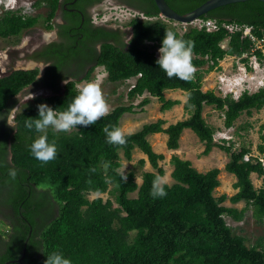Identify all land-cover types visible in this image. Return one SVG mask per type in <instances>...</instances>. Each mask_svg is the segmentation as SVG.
Returning a JSON list of instances; mask_svg holds the SVG:
<instances>
[{"label":"trees","instance_id":"16d2710c","mask_svg":"<svg viewBox=\"0 0 264 264\" xmlns=\"http://www.w3.org/2000/svg\"><path fill=\"white\" fill-rule=\"evenodd\" d=\"M100 1L86 0V5ZM123 1L140 4L136 5L137 11L148 18L159 15L153 0ZM206 1L165 0L180 15ZM60 4L61 0H38L33 7H46L43 18L21 14L23 7L3 9L0 38H17L40 20L51 30ZM99 13H103L101 9ZM202 17L216 19L220 24L251 25L257 33V28H264V3L230 4ZM127 25L131 34L126 35L131 38L126 44L109 42L119 34L103 28L90 30L79 41L75 37L65 41L68 32L64 31L60 34L64 43L53 42L33 54L36 60L52 63L45 68L43 78L38 77L39 68L14 70L0 77V198L5 190L7 192L0 200V212L7 209L13 217L12 227L0 232V264H44L46 255L53 250L70 258L72 264H264V234L249 244L247 238L236 234L225 221V217H229L241 222L251 211L255 222L264 227V181L256 189L250 179L251 174L259 178L263 175L258 160L264 158V123L259 126V142L256 152L252 153L250 144L243 145V141L239 148L230 139L216 143L214 135L218 129L203 117L204 108L211 107L219 112L223 127L229 130L241 115L264 109V89L252 95L244 93L238 100L202 90L204 76L219 69L225 57L239 56L249 50V41L240 34L228 35L222 28L211 34L192 30L180 36L160 20L133 19ZM164 29L174 31L177 38L194 41L192 63L196 72L192 81L169 79L155 63L158 59L155 52L162 46ZM227 35V46L222 49ZM97 41L101 42L99 52L91 46ZM88 57L102 68L105 75L102 85L112 86L110 97L117 95V89L129 81L134 80V84L128 87L126 95H117L120 103L96 124L77 126L67 133H55L49 128L48 141L55 140L58 155L42 166L30 154V145L40 134L26 129L24 121L38 118V104H47L57 111L66 110L77 95V85L96 77L90 71L82 80H70L63 86L59 83L71 75H66L65 71L73 60L83 61ZM28 87L31 92L45 89L51 96L35 97L24 103L13 118L14 126L8 127L7 115L15 106L16 97ZM173 90L185 94L182 108L187 118L166 128L162 119L142 125L138 131L125 134L127 144L122 147L106 142L103 127L113 125L121 129L122 117L135 114L136 110L144 111L150 98L160 103L161 113L179 105L178 100L164 98L165 91ZM139 98V103L135 104ZM246 128L249 124L236 128L235 135L242 138L239 132ZM187 129L204 145L201 156L209 155L214 148L227 155L223 171L236 178L232 185L236 193L232 197L214 196L220 187L219 168L201 173L190 161L176 154L169 160L173 184H164L167 195L156 199L150 196L154 178L165 175L159 165L165 157L153 151L148 137L165 134L167 150L176 151ZM134 150L146 156V160H138V165L142 168L147 162L152 169L142 172L140 185L136 183L134 172L128 173L126 180L120 172V153L131 161ZM247 155L249 159L245 160ZM13 168L17 170L15 180L8 175ZM103 194L109 197L88 199L91 195ZM132 194L136 196L131 197ZM226 201L231 205L242 202L244 206L237 209L223 205Z\"/></svg>","mask_w":264,"mask_h":264},{"label":"rangeland","instance_id":"374dc122","mask_svg":"<svg viewBox=\"0 0 264 264\" xmlns=\"http://www.w3.org/2000/svg\"><path fill=\"white\" fill-rule=\"evenodd\" d=\"M5 5L7 8H20L23 7L24 9L21 10V14L29 16V17H37L41 16L42 18L45 17L47 9L46 7H40L38 9H35L33 5L38 1V0H4ZM106 3V2H104ZM115 7L118 8V4L116 3H111ZM109 4H103V6H100L98 8H101L102 12H111L109 7H107ZM111 6V7H114ZM132 11L137 12L135 9L131 8ZM97 12V9L94 10V13ZM4 12H0V16H2ZM92 14L95 16V14ZM113 14V13H112ZM109 18V16H106V18ZM41 21V20H40ZM38 22L36 26H34L31 29H28L24 32H22L21 36L17 38H8V39H1L0 38V71L1 72H6L7 69L4 68V65L8 64V61L11 60L13 61L14 66L12 69L14 70H29L33 69L36 66V62L31 58L34 53L38 51L37 48V43L38 40H43V41H49V39L53 38V31L48 30L45 28L46 25L43 24V22ZM94 21V18H93ZM117 24H120L121 26H126L127 23L125 21L123 22H118ZM229 61L225 60L221 65L223 68L228 71V66H229ZM31 65V66H29ZM42 65V66H41ZM39 66V67H38ZM39 70L41 73H39V77L42 76L43 74V69L44 65L38 64ZM35 67V68H36ZM216 73V72H215ZM95 75V80L97 84L102 89L103 95L105 100L107 101L109 105V111L114 108L115 105H118L120 103L119 101V96L121 95L124 96L126 95V91L129 86L134 84V80L129 81L125 86L117 89V95L115 94L114 96L110 97V91L112 90L111 85H102L105 82V75L102 73L101 69H97L94 73ZM214 72L209 73L204 76L202 83H203V90L207 91L210 90L211 87L214 86L215 82V76ZM84 82H81L80 84H83ZM79 84V85H80ZM31 87L26 88L23 90L17 97H16V104L12 108V110L8 113L6 117V125H9L10 127L14 126L13 118L16 113H18L21 110V106L32 100L35 97L43 98L45 99L48 96H51V92L46 91L45 89H36V91L31 92ZM184 96L183 93H176V94H167L165 97L170 98V99H177V100H182ZM124 103H127L126 99L123 98L122 100ZM140 99H138L135 104H138ZM151 101V106L146 107V112L145 109L144 111L140 112L136 110L135 114H125L122 119H121V130L126 133H133L138 131L142 125L149 124L151 122H155L157 119L162 118L163 115L160 114L158 108H159V103L154 100L150 99ZM167 123L169 122L172 123V121H176L179 119H183L187 117V114L182 110L181 105L174 107L167 113ZM203 117L208 123H211L212 126L218 129V133H215V140L217 138L223 137L225 139H230L233 140L236 144V147L241 146V142L243 145H248L250 144V149L252 153L256 152V145L259 142L258 139V129L261 124L264 123V109L260 111H255L252 110L250 115L243 114L238 118L236 121L235 125L233 128L226 130L223 127V119L220 116V114L214 110L211 107H205L203 110ZM171 121V122H170ZM249 123V128H246L245 131H242L239 134L242 136V138H239V136L235 135L236 128H239L241 126L248 125ZM165 127V126H164ZM2 134L1 127H0V136ZM185 138L183 141V144L186 142L189 143V147L187 150L184 148L183 151H179L180 155L182 156V159H188L190 160L195 168L199 172H206L210 169L213 168H219L221 170V173L218 176L219 182H220V187H218L215 192L214 196L219 197L223 194H225L227 197H232L236 191L233 189L232 185L236 181V178L225 171H223L224 166L228 162V157L225 153L220 151L219 149L214 148L209 155L207 156H201V152L203 150V145H200L201 143L199 142L198 138L196 135L191 131V130H186L184 131ZM161 136H165L164 134H160ZM159 136H149L148 141L153 149L154 152L157 154H164L165 159L164 161L160 162L159 165L163 167L165 170V175L163 178L166 181V185H171L173 184V180L171 178V172H172V166L169 164V158L170 154L165 146V142L162 141V137ZM189 136L193 137V140L189 138ZM245 139V140H244ZM191 141L198 142L197 145L191 144ZM222 142V141H219ZM218 143V142H217ZM167 150V151H166ZM120 158H121V168L120 172L126 176L130 172H134L136 175V183L138 185L141 184V174L143 171H151L152 169L150 168V165L146 162L144 167H140L138 165V160L144 159L146 160V156H144L139 150H134L132 154V160L127 161L123 157L122 153H120ZM250 179L253 183V186L256 189L260 188L261 185V179L256 175V174H251ZM112 186L110 185L109 189H111ZM6 190L3 193V196L0 198H5L7 196ZM131 197H135V194L130 195ZM96 197H101L104 200L107 199L109 196L107 194L103 195H91L88 197L89 200H92ZM223 205L229 206V207H234L237 209H241L244 206V203L239 202L235 205H231L229 201H226ZM2 213V214H1ZM225 221L229 227H231L234 232L238 235L244 236L247 238L249 244H253L259 237H261L264 234V227L260 226L255 222V219L252 217L251 211H248L241 222H234L231 218L225 217ZM12 222H13V217L11 215V212L8 211L7 209H3L2 212H0V232L3 233L5 232V229H9L12 227ZM7 232V231H6Z\"/></svg>","mask_w":264,"mask_h":264},{"label":"clouds","instance_id":"9594fccd","mask_svg":"<svg viewBox=\"0 0 264 264\" xmlns=\"http://www.w3.org/2000/svg\"><path fill=\"white\" fill-rule=\"evenodd\" d=\"M111 6L114 5L109 4L107 7ZM118 8L124 9L126 7L118 6ZM3 9L14 8H7L5 1L0 0V12ZM100 9L101 8H97V12H99ZM137 12L141 13L140 11ZM125 23L128 24V22ZM194 47V41L177 38L174 31L171 29H164L162 46L158 49L159 56L155 63L169 79L175 77L181 81L190 82L194 79L196 72V67L192 63ZM97 69H101L102 71L100 67ZM83 82V84L77 85V95L72 99L66 110L57 111L47 104H38V118H28L24 121V127L26 129L30 131L35 130V132L40 134L30 145V154L38 160L42 166L54 161L58 155L55 140L51 143L48 141L47 131L49 128L55 133H67L74 128L77 129V126L87 127L89 125H94L109 114V105L104 98L99 84L94 81ZM64 83L67 84V81H64ZM7 126L10 127L9 125ZM102 131L105 133L106 142L108 144L121 147L127 144L126 136L119 127L105 125ZM90 171H95V169H90ZM8 175L11 179L15 180L17 177V170L14 168L9 169ZM122 179L126 180L127 177L123 175ZM260 179L264 181L262 177ZM165 183V179L161 176H156L154 178L149 193L153 199L163 198L167 195L164 188ZM46 256L47 259L44 264H72L71 259L65 258L63 253L58 250H53Z\"/></svg>","mask_w":264,"mask_h":264},{"label":"built area","instance_id":"2783aa9c","mask_svg":"<svg viewBox=\"0 0 264 264\" xmlns=\"http://www.w3.org/2000/svg\"><path fill=\"white\" fill-rule=\"evenodd\" d=\"M111 12L95 13L94 22L101 23L106 21L114 22H129L133 19L137 20H160L166 25L172 27L180 36L187 34L192 30L204 31L206 33H215L221 28L224 29L228 35L240 34L243 39H247L250 43V49L242 52L239 56H227L219 63V69H215L214 86L210 90L221 97H230L232 100H238L242 94H255L261 89H264V28H256L251 25L237 24V23H222L220 24L216 19L199 17L190 22H178L164 17L159 14L155 18H148L144 14L132 11L128 8L109 7ZM113 13V14H112ZM106 16H109V18ZM222 42L221 48L225 49L229 36ZM152 44V43H151ZM158 58V49L155 52ZM228 60V71L222 67V63ZM211 72V73H212ZM216 72V73H215ZM223 137L217 138L215 142L223 140ZM249 156H245L248 160ZM259 163L263 170L262 179L264 180V158L259 157Z\"/></svg>","mask_w":264,"mask_h":264},{"label":"flooded vegetation","instance_id":"af4514ba","mask_svg":"<svg viewBox=\"0 0 264 264\" xmlns=\"http://www.w3.org/2000/svg\"><path fill=\"white\" fill-rule=\"evenodd\" d=\"M107 3L108 4L116 3L122 7L133 8L135 10H138L136 8V5H140L136 3L135 1L129 3L123 0H102L99 3L94 4V5H86V0H81V1L80 0H61L60 7L56 11L55 17L52 20L51 30L53 31V38L49 39V41L38 40V43H37L38 51L37 52L42 51L43 48L49 46L53 42H63L64 40L60 36V34L64 31L68 32V35L65 41L70 40L73 37H75L76 41H79L84 36H86L85 33L95 28H103L108 32H117L119 34V37L117 38L119 39L111 38L109 42L115 44L118 42L120 43V41H122L124 44H126L131 38L130 35H126L127 32L131 34V28L128 25L121 26L120 24H117L116 22L112 20L110 21L108 20L106 22H101V23H96L92 19V14L94 13V10L100 6H103V4H107ZM90 36L92 37V35ZM91 46L94 47L97 52H99L101 48V42L97 41L95 43H92ZM31 58L36 62V66H38V64H41V63L44 65L42 76L40 77L38 76L40 79L43 78L45 75V68H47L52 63L50 62L46 64L41 60L34 59L33 56ZM13 66H14L13 61L9 60L8 64L4 65V68L7 69V71L6 72L0 71V77L6 76L10 72L14 71V69H12ZM98 67L99 66H96V62L92 61L89 57L88 59H85L83 61L80 58L75 59L71 63L70 67L69 68L67 67V70L65 71L66 75L71 74L70 76L65 78V80L66 81L82 80L90 71H92V73L94 74L95 73L94 71H96ZM59 84L63 86L65 83L64 81H61Z\"/></svg>","mask_w":264,"mask_h":264},{"label":"water","instance_id":"95a60500","mask_svg":"<svg viewBox=\"0 0 264 264\" xmlns=\"http://www.w3.org/2000/svg\"><path fill=\"white\" fill-rule=\"evenodd\" d=\"M156 7L159 10V13L162 14L164 17L178 21V22H190L193 21L196 18L206 16L210 11L217 9L219 7L227 6L230 4H235V3H244L247 1H258L261 3H264V0H207L204 2L202 5L194 9L193 11L180 15L176 13L174 10H172L165 0H153ZM31 66V65H29ZM13 262V261H11ZM9 263V262H7ZM5 263V264H7Z\"/></svg>","mask_w":264,"mask_h":264},{"label":"crops","instance_id":"0c3cea01","mask_svg":"<svg viewBox=\"0 0 264 264\" xmlns=\"http://www.w3.org/2000/svg\"><path fill=\"white\" fill-rule=\"evenodd\" d=\"M202 90H203V87H202ZM204 91V90H203ZM206 91V90H205ZM171 93H173V94H176V93H183L182 91H179V90H173V91H165L164 92V98L165 99H167V100H177V99H170V98H166L165 96L167 95V94H171ZM183 95L184 96H181V97H183L182 98V100L180 101V100H178L179 101V105H176V106H174V107H177V106H180L181 105V107L183 106V103L185 102V100H186V97H185V94L183 93ZM150 99H154V98H150ZM154 100H156V99H154ZM157 101V100H156ZM158 102V101H157ZM159 103V102H158ZM151 101H150V103H149V105L148 106H146L147 108L148 107H150L151 105ZM146 107L144 108L145 109V112H146ZM159 107H160V103H159ZM173 107V108H174ZM172 108V109H173ZM158 110H159V108H158ZM171 110V109H170ZM169 110V111H170ZM182 110H183V108H182ZM160 112V111H159ZM168 111H166V112H164V113H161L160 112V114H162L163 115V117L162 118H159V119H162V120H164L165 121V127L164 128H166V127H168L169 125H171V124H174V123H176L177 121H180V120H182V119H179V120H176V121H172V123H170L169 124V122L167 123V113ZM219 113V112H218ZM242 116V115H241ZM185 118H187V117H185ZM185 118H183V119H185ZM158 120V119H157ZM238 120V119H237ZM171 122V121H170ZM207 122V121H206ZM208 123V122H207ZM236 123V122H235ZM208 124H210V125H212L211 123H208ZM249 124V123H248ZM187 130H189V129H187ZM184 131H186V130H184ZM184 131H183V133H184ZM182 133V135H181V137H180V139H179V148H178V150H176V151H169L168 150V152L169 153H171L170 154V157H171V155H178L181 159H182V156L180 155V152L181 151H183L184 152V148L185 149H187V150H190V149H188V147H189V143L188 142H186L185 144H183V141H184V138H185V134H183ZM127 134V133H126ZM165 135V134H164ZM155 136H157V137H159V136H161L160 134H156ZM162 138V141L163 142H165V140H167V136L165 137V136H161ZM197 137V136H196ZM189 138L191 139V140H193V137L192 136H189ZM200 142V141H199ZM197 143L198 142H195V141H191V144H193V145H197ZM200 145H203L202 143L200 144ZM165 146H166V142H165ZM203 147H204V145H203ZM204 149V148H203ZM167 151V150H166ZM180 151V152H179ZM203 151V150H202ZM202 153V152H201ZM162 154V153H161ZM210 154V153H209ZM164 155V154H163ZM165 157V156H164ZM169 160H170V158H169ZM183 160H188V159H183ZM188 161H190V160H188ZM191 162V161H190ZM192 163V162H191ZM192 166L195 168V166L193 165V163H192ZM196 169V168H195ZM197 170V169H196ZM202 173V172H201Z\"/></svg>","mask_w":264,"mask_h":264}]
</instances>
